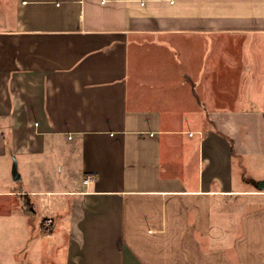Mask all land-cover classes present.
Segmentation results:
<instances>
[{"label": "crops", "instance_id": "obj_1", "mask_svg": "<svg viewBox=\"0 0 264 264\" xmlns=\"http://www.w3.org/2000/svg\"><path fill=\"white\" fill-rule=\"evenodd\" d=\"M61 142L65 264H264V0H0V196Z\"/></svg>", "mask_w": 264, "mask_h": 264}, {"label": "rangeland", "instance_id": "obj_2", "mask_svg": "<svg viewBox=\"0 0 264 264\" xmlns=\"http://www.w3.org/2000/svg\"><path fill=\"white\" fill-rule=\"evenodd\" d=\"M249 93L253 94L254 91ZM196 104L191 98L182 102L179 107L182 127H208L205 111ZM64 147V142L57 147L46 145L45 152L38 156L37 161H32L36 157H30L25 166L22 157L17 156V167L22 176L19 181H12L10 176L14 156L6 159L7 178L2 188L12 192L0 196V264H65L68 223L65 219L46 213L47 208H44L49 205V199L56 196L44 197L45 205L43 202L38 205L36 197L24 196L17 191L21 185L31 189L68 188L72 180H79L81 177L77 172L65 171ZM60 166L62 171L59 170ZM41 208L44 212H39Z\"/></svg>", "mask_w": 264, "mask_h": 264}, {"label": "water", "instance_id": "obj_3", "mask_svg": "<svg viewBox=\"0 0 264 264\" xmlns=\"http://www.w3.org/2000/svg\"><path fill=\"white\" fill-rule=\"evenodd\" d=\"M10 173H11L12 180L16 181V180L20 179V173H19L18 168H17L16 158L13 160Z\"/></svg>", "mask_w": 264, "mask_h": 264}, {"label": "built area", "instance_id": "obj_4", "mask_svg": "<svg viewBox=\"0 0 264 264\" xmlns=\"http://www.w3.org/2000/svg\"><path fill=\"white\" fill-rule=\"evenodd\" d=\"M88 180V178H85V181H87Z\"/></svg>", "mask_w": 264, "mask_h": 264}]
</instances>
